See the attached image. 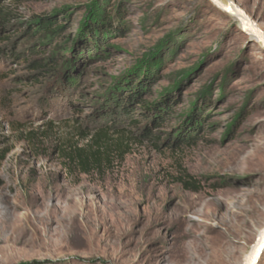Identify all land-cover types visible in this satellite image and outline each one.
<instances>
[{
	"label": "rangeland",
	"instance_id": "rangeland-1",
	"mask_svg": "<svg viewBox=\"0 0 264 264\" xmlns=\"http://www.w3.org/2000/svg\"><path fill=\"white\" fill-rule=\"evenodd\" d=\"M228 1L264 31V0ZM0 27V264H214L221 239L245 263L264 50L237 21L206 0H0Z\"/></svg>",
	"mask_w": 264,
	"mask_h": 264
},
{
	"label": "water",
	"instance_id": "water-1",
	"mask_svg": "<svg viewBox=\"0 0 264 264\" xmlns=\"http://www.w3.org/2000/svg\"><path fill=\"white\" fill-rule=\"evenodd\" d=\"M215 8L237 21L243 33L256 40L264 50V31L260 29L252 18L236 4L228 0H206ZM264 254V231L253 245L250 255L244 264H259Z\"/></svg>",
	"mask_w": 264,
	"mask_h": 264
},
{
	"label": "trees",
	"instance_id": "trees-1",
	"mask_svg": "<svg viewBox=\"0 0 264 264\" xmlns=\"http://www.w3.org/2000/svg\"><path fill=\"white\" fill-rule=\"evenodd\" d=\"M3 26H4V25H3ZM50 28H52V29L54 28V29H55V25H54V23L47 22V23H45L44 25H41L38 29L36 28V31H35V32H39V31H41L42 34H44V33H47V31H48ZM0 29H1V30H2V29H5V27H0ZM50 34L53 35V31H52ZM34 36H38V34L35 33ZM54 36H55V35H54ZM44 68H45V64H44V65H43V64H41V65H35V69H36L37 71H41V70H43ZM138 100H139L138 97H134V98H133V97H130V99H129V101H131V102H137ZM105 129H109V127H105ZM97 133L102 134L103 139L106 138L105 134H108L107 131H103V130H99ZM79 162H80L84 167H91V165H92L91 160L88 159V158H86V157H84L83 159H81ZM189 190H190L191 192H196V189H194V187H191V185L189 186Z\"/></svg>",
	"mask_w": 264,
	"mask_h": 264
},
{
	"label": "bare ground",
	"instance_id": "bare-ground-1",
	"mask_svg": "<svg viewBox=\"0 0 264 264\" xmlns=\"http://www.w3.org/2000/svg\"><path fill=\"white\" fill-rule=\"evenodd\" d=\"M228 241H229V239H228ZM227 242L223 239L214 241V244L212 247L213 254H214V264H225V259L227 258V256H229V246H228ZM190 261L186 262L185 264H197L195 261H191V262Z\"/></svg>",
	"mask_w": 264,
	"mask_h": 264
}]
</instances>
